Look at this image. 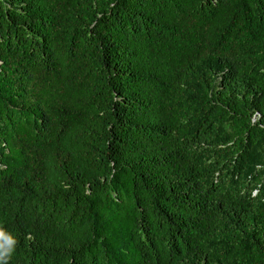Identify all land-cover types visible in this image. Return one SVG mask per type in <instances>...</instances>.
<instances>
[{"label":"trees","instance_id":"trees-1","mask_svg":"<svg viewBox=\"0 0 264 264\" xmlns=\"http://www.w3.org/2000/svg\"><path fill=\"white\" fill-rule=\"evenodd\" d=\"M7 264H264V0H0Z\"/></svg>","mask_w":264,"mask_h":264},{"label":"clouds","instance_id":"clouds-1","mask_svg":"<svg viewBox=\"0 0 264 264\" xmlns=\"http://www.w3.org/2000/svg\"><path fill=\"white\" fill-rule=\"evenodd\" d=\"M16 244V239L0 228V264H7L11 254L15 251Z\"/></svg>","mask_w":264,"mask_h":264}]
</instances>
